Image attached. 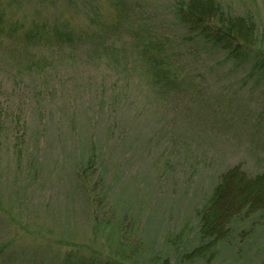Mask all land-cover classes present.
Instances as JSON below:
<instances>
[{"label": "rangeland", "instance_id": "rangeland-1", "mask_svg": "<svg viewBox=\"0 0 264 264\" xmlns=\"http://www.w3.org/2000/svg\"><path fill=\"white\" fill-rule=\"evenodd\" d=\"M178 0H0V264H264V213L202 240L221 174L264 172V72ZM250 15L264 51V0Z\"/></svg>", "mask_w": 264, "mask_h": 264}, {"label": "trees", "instance_id": "trees-1", "mask_svg": "<svg viewBox=\"0 0 264 264\" xmlns=\"http://www.w3.org/2000/svg\"><path fill=\"white\" fill-rule=\"evenodd\" d=\"M175 16L188 31L224 52L228 61L254 60L264 72V51L257 48L250 15L225 11L218 0H178ZM264 213V172L249 174L234 166L221 174L198 211V234L208 242L224 241L236 219Z\"/></svg>", "mask_w": 264, "mask_h": 264}]
</instances>
